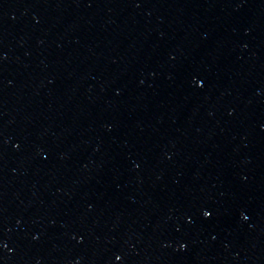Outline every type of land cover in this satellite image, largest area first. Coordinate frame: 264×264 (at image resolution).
Segmentation results:
<instances>
[{
    "label": "water",
    "instance_id": "water-1",
    "mask_svg": "<svg viewBox=\"0 0 264 264\" xmlns=\"http://www.w3.org/2000/svg\"><path fill=\"white\" fill-rule=\"evenodd\" d=\"M0 264H264V0H0Z\"/></svg>",
    "mask_w": 264,
    "mask_h": 264
}]
</instances>
